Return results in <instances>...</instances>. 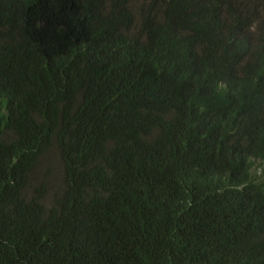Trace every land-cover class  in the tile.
Instances as JSON below:
<instances>
[{"label": "trees", "instance_id": "1", "mask_svg": "<svg viewBox=\"0 0 264 264\" xmlns=\"http://www.w3.org/2000/svg\"><path fill=\"white\" fill-rule=\"evenodd\" d=\"M0 264H264V0H0Z\"/></svg>", "mask_w": 264, "mask_h": 264}]
</instances>
